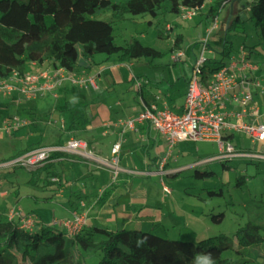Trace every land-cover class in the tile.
Returning <instances> with one entry per match:
<instances>
[{"label": "rangeland", "instance_id": "obj_1", "mask_svg": "<svg viewBox=\"0 0 264 264\" xmlns=\"http://www.w3.org/2000/svg\"><path fill=\"white\" fill-rule=\"evenodd\" d=\"M60 1L63 4L70 2V0ZM249 1L239 0V13L243 18L244 31L230 29L225 32V40L231 47V52H238L244 41L249 45L258 42L256 26L253 21L247 19ZM228 6L226 5L227 8ZM16 12L17 9L14 8L10 18L6 15L1 16L0 13V18L3 20L11 19L17 23L21 22V18H16ZM225 13L226 8L219 15L221 19L224 18ZM100 17L109 20L111 19V12L104 10L100 13ZM50 19L51 16L47 15L46 21H50ZM169 23L174 24L172 32L184 34V52L192 44L185 60L182 59L183 57L181 60L171 58L170 50L162 45L156 35L159 28H167ZM23 25L26 27V24ZM113 27L115 41L119 44H125L136 37L145 44L153 45L162 50H169L162 56L153 59V62L146 57H139L133 59L131 63H123V81L118 85L122 87L124 92L128 90L135 92L134 82L131 79L132 71H141L152 79L162 74L165 75V73H171L172 82L176 89L179 86L178 77L188 71L189 67L197 64L201 58H220L222 56V52L210 53L206 47H203L202 41L197 40L205 29L211 28V34L208 33L211 45L216 44L213 46L217 50V45L222 44L219 28L213 26L212 23L210 25V21L200 10L194 11L190 17H186L182 9L159 12L156 15L128 13L127 18L116 21ZM206 32L207 30H205V34ZM192 48H196V57L192 54ZM258 54L252 53L253 59L250 61L252 63L259 61L263 64V57ZM104 55V53H96L95 57L99 59ZM109 61L111 62L113 59L105 60L102 63H109ZM30 67V62H27L26 69ZM102 78L101 85L113 86L115 84L110 74H103ZM89 86L66 80L63 82L62 90H56L59 93L57 97H54L50 91L45 92L38 98L23 101L20 107L10 101V96H5L0 91V126H2L4 118L10 120L15 116L28 118L29 121L28 124L18 130L11 133L3 131L0 134V216L10 208L30 211L46 222L52 221L53 217L60 219L63 215H67L74 203L72 201H77L78 197H69V188L64 189L63 193H59L54 189L56 184L42 185L47 172L53 169H62L67 178L72 179L71 185L76 186L75 190L86 191L87 188H92L94 191L101 190L108 177H111L110 173L106 171L107 167L98 165L95 161L89 160L79 153L68 152L70 157L67 158H71L72 161L64 159L63 163L59 165L50 164L49 161H46V163H42L33 169L21 165L8 166L2 161L16 155L28 145L54 144L58 140V132L63 120L67 124L78 119L77 125L81 126V116L90 118L92 114L91 103L94 96L90 94L93 93L96 96L95 91ZM88 133L89 130L83 131V137L87 139L92 137ZM246 136L243 135L246 140L244 143L247 144L250 137ZM66 137L67 134L62 132L61 144L66 142ZM183 149L182 153H179L180 150L175 148L169 162L172 165H187V167L179 169L176 173H151L145 176H137L138 181L144 179L145 183H148L147 193L150 202H154L156 199L161 204L163 211L158 222H143V226L140 225L142 232L153 235L162 241L170 240L175 243L184 239L197 241L221 233L235 238L237 228L246 221L248 216L243 203L251 201L252 198L264 199V163H260L257 169L255 163L238 162L230 158L224 161L218 159L210 166L198 164L188 167V164H191L198 156L218 152L217 144L211 140H187ZM135 151L136 159L142 153L141 150ZM52 157L58 158V153H52ZM226 164L232 167H227ZM138 166L141 167V165ZM237 174L246 175V181L241 185L236 184ZM162 180L170 189L169 192L163 191ZM114 188L121 193H124L126 189L123 182ZM0 219L5 220V217L1 216ZM100 221L98 222L102 225H110L108 222ZM57 225L61 226V223ZM128 226H134V224H128ZM112 227H116V225L112 224ZM255 250L264 253L261 244L255 247L250 245L245 249V252L249 255ZM222 254L224 256L231 255V257L239 256V253L234 250H225L222 251ZM83 255L88 264H95L99 260L97 255L85 252ZM247 264H264V256H258Z\"/></svg>", "mask_w": 264, "mask_h": 264}, {"label": "trees", "instance_id": "obj_2", "mask_svg": "<svg viewBox=\"0 0 264 264\" xmlns=\"http://www.w3.org/2000/svg\"><path fill=\"white\" fill-rule=\"evenodd\" d=\"M232 1L234 0H70L63 4L60 0H0L1 16L9 13L12 3L19 4L28 14L27 25L23 28L0 20V78L8 77L13 70L23 74L25 65L31 61L46 60L48 64L68 69L89 68L96 53H104L106 57L114 55L116 59L126 62L139 57L155 59L170 49L162 50L145 44L136 37L125 44H119L115 41L113 24L127 18L128 13L156 15L159 12L178 11L183 6L200 10L211 21ZM104 10L111 12V19L100 17ZM248 10L247 19L254 22L258 35V42L254 44L249 45L244 41L243 47L251 52L264 44V0H250ZM47 15L51 16L50 21H46ZM230 29L244 31L240 14L230 19L225 31ZM169 31L172 32V27L159 28L156 35L162 39L172 37L174 48H183V33L170 34ZM224 45L223 55L218 60L205 57L201 65L204 81L225 63L230 46L226 42ZM246 56L248 58V53ZM141 93L143 101L149 103L146 101L147 93L143 90ZM81 117L82 120L85 119V116ZM75 124H71L69 129L74 128ZM80 135L75 130L72 136L83 138ZM39 146L44 144L28 145L16 155L2 161L14 159ZM52 153H58V158H53ZM67 157H70L68 151L58 150L49 152L34 163L20 161L8 166L21 165L33 169L46 161L59 165ZM68 160L72 161L71 158ZM245 180V174H237V185ZM71 181L62 169H53L47 172L42 185L53 183L56 184L54 189L57 191L69 188V197L75 196L79 200L85 197V191L75 190L76 186L71 185ZM107 191L106 186L99 192L97 203L102 202ZM72 202L73 206L78 200ZM10 209L1 215L5 220L0 219V264H88L83 252L97 255L99 260L95 264H199L198 258L207 253L211 254L214 264H247L258 256H264V253L256 250L249 255L245 252L250 245L255 247L261 244L264 250L263 198L246 201L248 216L237 228L235 238L221 233L197 241L184 239L178 243L162 241L146 234L136 223L134 226L112 228L94 219L79 230L69 233L62 225L58 226V222H44L30 211L20 210L19 214L9 217ZM22 215H32V226H22ZM225 250L237 251L239 256H224L222 251Z\"/></svg>", "mask_w": 264, "mask_h": 264}, {"label": "crops", "instance_id": "obj_3", "mask_svg": "<svg viewBox=\"0 0 264 264\" xmlns=\"http://www.w3.org/2000/svg\"><path fill=\"white\" fill-rule=\"evenodd\" d=\"M227 5H229L228 8L224 6L221 10L222 12L224 8H226L224 18L221 19L219 16L220 14L217 16L218 21L215 27L219 28V36L222 40V44H218L219 47L217 45V50H215L213 46L216 44L213 43V45H211V43L209 42L210 39L207 35L208 40L206 44V49L210 53H223L225 47L224 44L226 42L225 27L228 25L230 19L233 16H235L236 14H240L239 0H234L228 3ZM14 8L17 9L16 18H21V22L17 23L15 21H11V19L3 20L1 18L0 20L4 23L16 25L23 28V26H25L23 24L27 25L28 14L23 10V8L19 4L12 3L11 9L9 13L6 14V17H11L10 15ZM207 20L210 21V17ZM211 23L212 21H210V25ZM173 26L174 24L169 23L167 28L171 29V27L173 28ZM205 30L208 31V28ZM205 30L198 37L197 40L201 41V37H204ZM169 33L172 34L173 32L169 31ZM184 39L185 36L183 34L182 49L185 51ZM159 40L164 46L165 39L159 38ZM191 45L192 44H190L186 49V52H184L182 56L183 58L181 57L183 60H185L187 52L189 51ZM243 45L240 46V48H244L245 51L248 53V60L253 59V56H251L252 53H259L258 55H262L263 57V64L257 61L256 63H254L256 65L255 68L246 70L247 78L252 79L253 81V97L248 103L241 104L234 100L232 94L238 92L239 88H235L234 90L229 91V93H227V95L222 99V103L219 105V110L225 113V118L228 122L227 127L222 131V138L231 142L238 152L235 156L229 157L228 159L233 158L232 160L235 159L238 162L246 161L250 163H255V166L258 169L259 164L262 162L264 163V159L258 158L257 156H254L251 153L258 150H264V140L253 141L249 136V143H244L246 142V140L244 139L243 135L247 134L235 129L234 124H239L241 122H249L253 124L264 123V44L258 46V49L256 51L251 52H248L247 48L243 47ZM195 49L196 48H192V54L194 57H196L197 55ZM238 53L239 51H230L229 55L225 58V62H227L232 55H236ZM111 57L114 56L106 57V55H104L103 57L96 59L94 55L91 62L92 64L89 68L77 67L75 69H71L77 74H91L95 76L97 84L96 87L85 84L91 87L96 94V96L93 93L90 94L91 96H94V99L91 103L92 114L90 118L85 117V119L81 121V126L77 125L76 121H78V119L68 122L67 124L63 120L61 129L58 132V140L54 144L61 143L60 138L62 132L64 134H67V140L70 136L75 133V130L78 133L80 132L81 137H83V131L87 132L89 130L88 135L92 137H88V139L83 137L88 141L89 149L92 150V152H94V154L99 157L108 158L111 155L112 144L115 141H120V165L122 169L115 181H113L110 176L108 177L105 185L103 186V188L107 186L108 191L102 202L97 203L96 200L98 199L99 192L103 188L101 190L98 189L97 191H94V189L92 188H87V190L85 191L86 196L82 197L80 200L78 199V203L75 202V205L71 207L69 213L67 215H63L62 218L72 215L77 210L85 209L88 212L87 222L89 223H91L94 219V221L96 222L100 220L103 222H108L110 224L108 225L109 227H112V224H115L116 227H118L128 226V224L134 223L139 224V226H143V222H158L161 219L163 211L162 207L160 206L161 204H159L156 199H154V202H150L151 200L149 199L147 193L148 183L146 182V184L144 179L138 181L137 176H145L151 173H176V171H179V169L187 167V165H172L169 160L170 156L174 153L175 148H177L178 151L180 150L179 153H182V151L184 150L183 146L185 141L192 139H186L177 142L174 146H172V150V148L169 149L165 137L154 127V125L149 120H144L138 123L134 129H122L119 126L112 124V122L119 117L124 118L134 116L142 109V90L147 93L146 101H148L149 103H154L157 108L168 107L174 112L182 111L185 93L187 90L188 79L191 75L193 67H189L188 71H185L181 75V77H178L179 86L176 89L174 87V83L172 82L171 73H165V75L162 74L152 79L141 71H132L131 79L134 82L133 88L135 92L131 90L124 92L122 87L118 84L123 81L122 64L126 61L118 60L116 59V57ZM181 58L178 60H181ZM210 58L217 60L219 59L218 57ZM110 59H113V61H109V63H102L103 61ZM149 61L153 62V59H149ZM127 63H131V61ZM30 65L31 67L29 69H26L25 65V72H35L43 69H48L51 71L54 67H56L52 64H48V61L46 60L43 62L31 61ZM103 74H110L113 77L115 84L113 86L110 85L111 87L101 85L100 81H102L103 79ZM66 80L68 79H64L61 84L56 86L54 91L57 93V96L59 94L58 91L62 90L63 88V82ZM40 83H42V81ZM49 91L52 92V90L47 88L40 89L37 94L33 97H25L18 91H14L10 95V101L14 102L17 107H20L23 101L38 98L43 93ZM53 96L57 97L55 95ZM17 117L25 119L27 122L26 124H28V118H23L20 116ZM5 119L6 118H4L3 120ZM73 123H76V126L74 128L69 129V127H71V124ZM105 123H108L109 126L105 125ZM95 130L98 131L95 132ZM0 134H2V132ZM51 134L54 135V133ZM211 142H215L217 144L216 141L211 140ZM135 150H141L142 153L139 157H136V159ZM217 151L218 152L206 154L205 156H198L196 160H194L191 164H188V167L198 164H206L207 166H210L211 163L215 162L218 159L221 161L222 159H225H221L218 157V153L220 151L218 144ZM138 165H141V167ZM226 166L230 167L231 165L229 166L226 164ZM128 169H133L136 172H129ZM106 171L110 173L108 169ZM122 182L126 187L124 193H121L116 188H114ZM58 192L63 193L64 190L59 189ZM81 201L85 203L84 207L81 205ZM245 202L243 203L244 207ZM55 219L56 217H53V220ZM53 220L49 222L52 223ZM44 222L46 221L44 220Z\"/></svg>", "mask_w": 264, "mask_h": 264}, {"label": "built area", "instance_id": "obj_4", "mask_svg": "<svg viewBox=\"0 0 264 264\" xmlns=\"http://www.w3.org/2000/svg\"><path fill=\"white\" fill-rule=\"evenodd\" d=\"M186 17H190L196 8L181 7ZM217 17L213 19L212 25H217ZM211 28H208L206 36L202 37L203 47L207 44V35ZM164 47L170 49L171 58L180 59L184 50L176 49L173 46V38H167ZM244 48L239 49V53L232 55L231 58L220 65L213 74L202 78L201 65L205 58H201L192 68L191 75L188 79L187 90L183 103V109L180 112H174L168 107L157 108L154 103H142V109L134 116L119 117L112 124L122 129H134L136 125L144 120H149L154 127L165 137L169 149L177 142L186 139L192 140H212L216 141L219 146V158H229L235 156L238 152L231 142L222 138V131L228 125L225 113L219 110L222 99L229 91L239 88V91L232 94L234 100L241 104L248 103L252 97V79L247 78L246 70L256 67L254 63L248 60ZM64 79L74 83L87 84L96 87L94 75L77 74L76 72L64 66H56L53 70L43 69L35 72H25L23 74L13 70L6 78H0V91L3 95L10 96L14 91H18L25 97H33L40 89L47 88L52 90L53 95L57 96L54 91L56 86L61 84ZM42 81V83H40ZM40 83V84H39ZM234 92V91H233ZM26 120L17 116L10 120H3L0 126V133L3 131L11 132L17 130L26 124ZM111 123V122H110ZM105 125L109 126L108 123ZM235 129L247 134L253 141L264 140V123L253 124L241 122L234 124ZM68 151L79 153L95 161L98 165L107 167L111 179L116 180L121 171L120 156L121 142L115 141L111 146V155L108 158L99 157L89 149L87 140L70 136L64 144H51L33 148L27 153L8 160L4 163L20 162L34 163L45 157L52 151ZM254 156L264 159V150H258L253 153ZM3 163V164H4ZM129 172H136L128 169ZM163 190L169 192L170 189L163 182ZM81 205H85L81 201ZM20 213V209L11 208L8 212L9 217ZM87 211H76L72 215L55 219L71 233L82 228L87 223ZM22 226L30 227L33 224L32 215L20 216Z\"/></svg>", "mask_w": 264, "mask_h": 264}, {"label": "clouds", "instance_id": "obj_5", "mask_svg": "<svg viewBox=\"0 0 264 264\" xmlns=\"http://www.w3.org/2000/svg\"><path fill=\"white\" fill-rule=\"evenodd\" d=\"M199 264H214L210 253L204 254L198 258Z\"/></svg>", "mask_w": 264, "mask_h": 264}]
</instances>
